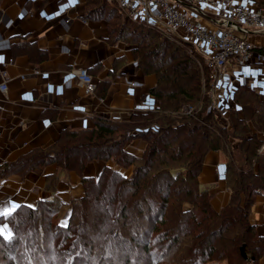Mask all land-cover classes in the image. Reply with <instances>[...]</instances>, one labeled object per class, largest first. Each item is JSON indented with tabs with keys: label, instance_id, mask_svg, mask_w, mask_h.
<instances>
[{
	"label": "trees",
	"instance_id": "obj_1",
	"mask_svg": "<svg viewBox=\"0 0 264 264\" xmlns=\"http://www.w3.org/2000/svg\"><path fill=\"white\" fill-rule=\"evenodd\" d=\"M86 3V15L105 16L111 37L129 43L136 66L155 76L147 93L158 105L131 111L126 120L95 116L90 127L64 129L50 145L0 163V181L32 171L44 175L51 193L0 216L12 234L10 240L0 236V264H262L264 236L250 213L255 196L264 194L258 139L264 99L253 87L238 85L229 120L221 123L197 49L160 37L144 23L111 25L110 3ZM143 26L151 34H140ZM136 138L145 141L141 154L129 149ZM210 150L224 157L229 197L220 206L199 180ZM93 161L104 164L87 173ZM128 168L129 175L122 170ZM70 170L80 176L83 191L66 202L56 188ZM66 206L62 223L58 213ZM242 244L252 257L241 255Z\"/></svg>",
	"mask_w": 264,
	"mask_h": 264
},
{
	"label": "crops",
	"instance_id": "obj_2",
	"mask_svg": "<svg viewBox=\"0 0 264 264\" xmlns=\"http://www.w3.org/2000/svg\"><path fill=\"white\" fill-rule=\"evenodd\" d=\"M86 8V0H0V70L6 71L7 84L0 90V163L50 145L64 129L90 127L95 116L126 120L131 111L148 108L147 91L155 76L136 66L129 43L111 37L105 16H87ZM202 10L205 14L197 18L214 26L215 10ZM254 37L264 47V33ZM79 66L94 77L91 93L77 83L74 69ZM226 82L232 95L236 86L247 84L264 99L262 67L228 68ZM141 147L140 140L129 145L135 154ZM103 164L93 161L86 172L96 174ZM67 175L56 189L69 202L83 187L75 171ZM199 180L211 187L214 206L228 200L219 150L206 154ZM50 194L43 174H11L0 181V211L12 204L33 205ZM250 219L264 236V194L255 196ZM4 225L0 222V228ZM260 261L264 264V253Z\"/></svg>",
	"mask_w": 264,
	"mask_h": 264
},
{
	"label": "built area",
	"instance_id": "obj_3",
	"mask_svg": "<svg viewBox=\"0 0 264 264\" xmlns=\"http://www.w3.org/2000/svg\"><path fill=\"white\" fill-rule=\"evenodd\" d=\"M105 1L116 5L134 21L149 25L176 40L190 42L201 53L209 69L211 108L223 124H226L227 116L223 105L230 106L233 102L226 82L228 68L257 65L264 69V47L254 37L264 33V4L253 0ZM204 8L215 10L214 26L197 18V14H205ZM74 74L77 83L87 93L94 91V77L86 67H76ZM0 76V90L4 92L7 88L6 71L0 70ZM157 105L158 101L151 98L148 107ZM258 139L262 148L264 133L258 134Z\"/></svg>",
	"mask_w": 264,
	"mask_h": 264
},
{
	"label": "rangeland",
	"instance_id": "obj_4",
	"mask_svg": "<svg viewBox=\"0 0 264 264\" xmlns=\"http://www.w3.org/2000/svg\"><path fill=\"white\" fill-rule=\"evenodd\" d=\"M108 9H109V17H110V24L111 25H115V23H117V22H121V21H124L126 24H128V25H130V23L132 22V23H134V22H137V21H134V20H132L124 11H122V10H120L119 8H117V6L116 5H114V4H108V7L106 8V12H108ZM148 27L147 26H143V28H140V29H138V32L140 33V34H145V35H147L148 33H150L151 34V31H149L148 32ZM153 31V30H152ZM146 32H147V34H146ZM155 32H156V35H159L160 37H162L163 35L164 36H167V37H169V39L170 40H173L174 42H177V43H180V42H185V43H190V42H188V41H185V40H176V39H174L172 36H170V35H168V34H166V33H164V32H162V31H160V30H157V29H155ZM148 36V35H147ZM137 38H139V37H137ZM191 44V43H190ZM191 48L192 49H195V47L191 44ZM238 86H236L235 87V89L237 88ZM234 89V90H235ZM255 89V88H254ZM210 91V89L208 90V92ZM210 93V92H209ZM230 106H231V104H230ZM230 106H228V105H223V110H225L226 111V114H227V116H226V119H225V121H226V123L228 122V112H229V107ZM135 140H140V141H142L143 142V147H141V151H140V153L139 154H141L142 153V151H143V148H144V146H145V141L142 139V138H136ZM261 146H262V143L260 144V149H263V147L261 148ZM127 175H129L130 174V172H131V168H128V169H122ZM67 213H68V208H67V206L65 207V208H63L62 209V211H60L59 213H58V218L61 220V222L62 223H64V221H65V219H66V216H67ZM8 231V230H7ZM159 262H161L160 260H159ZM225 263V261L224 260H220L219 261V264H224Z\"/></svg>",
	"mask_w": 264,
	"mask_h": 264
},
{
	"label": "snow or ice",
	"instance_id": "obj_5",
	"mask_svg": "<svg viewBox=\"0 0 264 264\" xmlns=\"http://www.w3.org/2000/svg\"><path fill=\"white\" fill-rule=\"evenodd\" d=\"M17 207L18 205L16 204H12L10 207H5L3 211H0V216H3V217L10 216ZM11 235L12 234L7 231V225H4L3 228H0V236H2L4 240H10Z\"/></svg>",
	"mask_w": 264,
	"mask_h": 264
},
{
	"label": "water",
	"instance_id": "obj_6",
	"mask_svg": "<svg viewBox=\"0 0 264 264\" xmlns=\"http://www.w3.org/2000/svg\"><path fill=\"white\" fill-rule=\"evenodd\" d=\"M240 251H241V255L243 257H245V258L246 257H252V255L246 250V248L243 244L240 246Z\"/></svg>",
	"mask_w": 264,
	"mask_h": 264
}]
</instances>
